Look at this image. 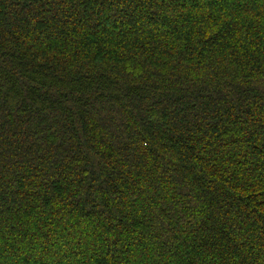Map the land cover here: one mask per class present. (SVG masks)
<instances>
[{
	"label": "trees",
	"instance_id": "1",
	"mask_svg": "<svg viewBox=\"0 0 264 264\" xmlns=\"http://www.w3.org/2000/svg\"><path fill=\"white\" fill-rule=\"evenodd\" d=\"M0 264H264V0H0Z\"/></svg>",
	"mask_w": 264,
	"mask_h": 264
}]
</instances>
